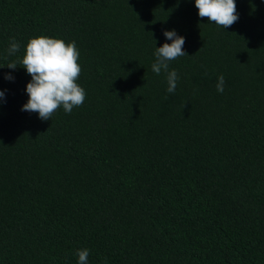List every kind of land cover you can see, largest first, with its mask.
Returning <instances> with one entry per match:
<instances>
[{
	"label": "trees",
	"instance_id": "1",
	"mask_svg": "<svg viewBox=\"0 0 264 264\" xmlns=\"http://www.w3.org/2000/svg\"><path fill=\"white\" fill-rule=\"evenodd\" d=\"M236 10L224 29L195 0H0V264H264V0ZM165 30L188 54L171 94ZM39 35L75 41L86 91L48 120L22 111Z\"/></svg>",
	"mask_w": 264,
	"mask_h": 264
},
{
	"label": "clouds",
	"instance_id": "2",
	"mask_svg": "<svg viewBox=\"0 0 264 264\" xmlns=\"http://www.w3.org/2000/svg\"><path fill=\"white\" fill-rule=\"evenodd\" d=\"M195 6L200 18H207L209 22L224 29L239 19L236 0H195ZM164 36L171 43L165 42L162 46L155 47V60L151 68L157 75L166 73V90L171 94L176 90L179 76L175 69L169 70V62L188 54L183 49L185 38L175 30H165ZM19 50L20 45L13 38L8 54L14 55ZM78 60L79 50L75 41L65 42L63 39L46 35L30 37L19 65L31 76L26 85L28 100L23 104L22 111L36 112L41 120H48L61 107L65 113L70 114L74 107L82 106L86 91L77 83L81 73ZM17 66L16 62L7 64L11 69ZM6 78L13 79L10 75ZM224 83V76L221 74L216 83L218 92L223 93ZM3 97L4 92L0 91V100ZM76 255L78 264H88V249H77Z\"/></svg>",
	"mask_w": 264,
	"mask_h": 264
}]
</instances>
